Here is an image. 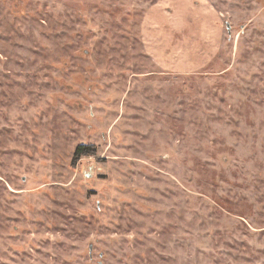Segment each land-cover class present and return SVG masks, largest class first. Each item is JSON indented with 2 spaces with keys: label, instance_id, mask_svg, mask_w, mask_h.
<instances>
[{
  "label": "rangeland",
  "instance_id": "1",
  "mask_svg": "<svg viewBox=\"0 0 264 264\" xmlns=\"http://www.w3.org/2000/svg\"><path fill=\"white\" fill-rule=\"evenodd\" d=\"M0 264H264V0H0Z\"/></svg>",
  "mask_w": 264,
  "mask_h": 264
},
{
  "label": "trees",
  "instance_id": "2",
  "mask_svg": "<svg viewBox=\"0 0 264 264\" xmlns=\"http://www.w3.org/2000/svg\"><path fill=\"white\" fill-rule=\"evenodd\" d=\"M94 147H92L91 145H79L76 148L75 151V157H74V162H76V160H78L79 158H81L82 156H90L94 154Z\"/></svg>",
  "mask_w": 264,
  "mask_h": 264
}]
</instances>
